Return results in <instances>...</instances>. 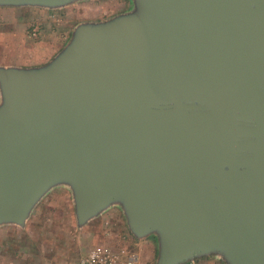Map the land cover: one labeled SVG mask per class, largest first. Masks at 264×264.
<instances>
[{
	"label": "water",
	"instance_id": "obj_1",
	"mask_svg": "<svg viewBox=\"0 0 264 264\" xmlns=\"http://www.w3.org/2000/svg\"><path fill=\"white\" fill-rule=\"evenodd\" d=\"M28 1L60 0L0 6ZM143 3L150 24L83 33L50 71L0 68V214L54 175L79 177L86 213L127 181L156 264L224 240L264 264V0Z\"/></svg>",
	"mask_w": 264,
	"mask_h": 264
},
{
	"label": "rangeland",
	"instance_id": "obj_2",
	"mask_svg": "<svg viewBox=\"0 0 264 264\" xmlns=\"http://www.w3.org/2000/svg\"><path fill=\"white\" fill-rule=\"evenodd\" d=\"M147 23L143 0L28 1L0 6V68L50 71L75 49L83 33L99 37L121 24ZM3 94L0 84V112L11 106L9 96L5 99ZM68 174L46 179L25 201L20 218L0 214V264H75L98 245L124 249L142 264H156L161 230L142 235L133 231L130 183L122 182L86 213L81 210L82 182ZM232 249L227 240L206 245L199 253L193 251V263L239 264Z\"/></svg>",
	"mask_w": 264,
	"mask_h": 264
},
{
	"label": "built area",
	"instance_id": "obj_3",
	"mask_svg": "<svg viewBox=\"0 0 264 264\" xmlns=\"http://www.w3.org/2000/svg\"><path fill=\"white\" fill-rule=\"evenodd\" d=\"M77 264H142L139 257L124 249L95 246ZM184 264H194L187 262Z\"/></svg>",
	"mask_w": 264,
	"mask_h": 264
},
{
	"label": "crops",
	"instance_id": "obj_4",
	"mask_svg": "<svg viewBox=\"0 0 264 264\" xmlns=\"http://www.w3.org/2000/svg\"><path fill=\"white\" fill-rule=\"evenodd\" d=\"M0 29H2V28H0ZM0 42H1V40H0ZM78 261H79V260H78ZM78 261H77V262H78ZM77 262H76L75 264H77Z\"/></svg>",
	"mask_w": 264,
	"mask_h": 264
}]
</instances>
